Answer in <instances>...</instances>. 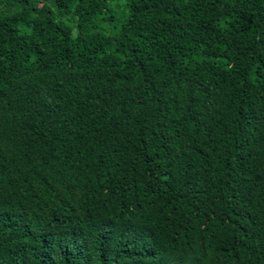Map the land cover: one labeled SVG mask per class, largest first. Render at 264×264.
<instances>
[{"label": "trees", "instance_id": "1", "mask_svg": "<svg viewBox=\"0 0 264 264\" xmlns=\"http://www.w3.org/2000/svg\"><path fill=\"white\" fill-rule=\"evenodd\" d=\"M0 264H264V0H0Z\"/></svg>", "mask_w": 264, "mask_h": 264}]
</instances>
